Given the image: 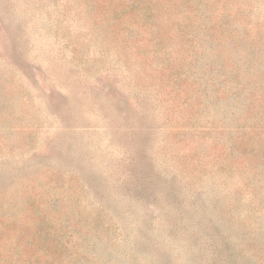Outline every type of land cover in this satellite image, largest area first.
<instances>
[{
  "label": "rangeland",
  "instance_id": "1",
  "mask_svg": "<svg viewBox=\"0 0 264 264\" xmlns=\"http://www.w3.org/2000/svg\"><path fill=\"white\" fill-rule=\"evenodd\" d=\"M140 3L0 0V264H264V0Z\"/></svg>",
  "mask_w": 264,
  "mask_h": 264
},
{
  "label": "trees",
  "instance_id": "2",
  "mask_svg": "<svg viewBox=\"0 0 264 264\" xmlns=\"http://www.w3.org/2000/svg\"><path fill=\"white\" fill-rule=\"evenodd\" d=\"M151 1H153V0H142V3H140V4L138 5V8H139V7L141 8L142 12L145 14V17H146L147 19L155 18V17H156L155 9L152 8V7L148 4V2H151ZM162 178H163V177H162ZM151 181H152V180H151ZM151 181H150V182H151ZM163 181H164V182H167L164 178H163ZM150 182H149V183H150ZM152 184H153V187H154V182H153V183L151 182V184L149 185L148 190H151L150 187L152 186ZM151 191H152V190H151ZM200 202H201V201L194 202L193 205H191V206L194 207V208H196V207L199 205ZM190 209H192V208H190Z\"/></svg>",
  "mask_w": 264,
  "mask_h": 264
}]
</instances>
